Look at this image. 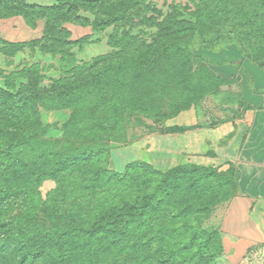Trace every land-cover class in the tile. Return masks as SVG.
Wrapping results in <instances>:
<instances>
[{
	"label": "trees",
	"instance_id": "obj_1",
	"mask_svg": "<svg viewBox=\"0 0 264 264\" xmlns=\"http://www.w3.org/2000/svg\"><path fill=\"white\" fill-rule=\"evenodd\" d=\"M15 17L34 30L45 21L43 35L0 38V53L39 48L59 56L58 76L28 62L0 76V264H217L222 232L205 224L237 195V170L134 161L119 172L110 155L135 127L159 132L222 93L227 81L195 69L196 47L230 43L264 68V0H195L167 13L148 0H0V20ZM67 24L113 26L112 51L81 61L74 47L88 38L72 40ZM56 111L69 113L60 139L48 135L57 122L43 121ZM47 181L55 187L44 197Z\"/></svg>",
	"mask_w": 264,
	"mask_h": 264
},
{
	"label": "crops",
	"instance_id": "obj_2",
	"mask_svg": "<svg viewBox=\"0 0 264 264\" xmlns=\"http://www.w3.org/2000/svg\"><path fill=\"white\" fill-rule=\"evenodd\" d=\"M2 21L12 23L7 30L10 39L0 33V38L6 41L29 42L40 38L41 24L34 30L22 18ZM196 55L199 62L228 82L225 86L235 88L232 96L239 97L241 102L235 101L238 105L233 108L227 102L229 106L224 108L229 110L230 117L218 122L213 114L206 113V99L193 111L182 112L168 120L167 127L192 129L163 137L175 143L168 147L159 141V147L151 150L153 153L147 160L138 158V161H146L164 171L186 164L237 170V195L216 211L222 210L219 224L223 257L228 264H240L253 247L264 245V68L245 59L235 45L218 52L204 46Z\"/></svg>",
	"mask_w": 264,
	"mask_h": 264
},
{
	"label": "rangeland",
	"instance_id": "obj_3",
	"mask_svg": "<svg viewBox=\"0 0 264 264\" xmlns=\"http://www.w3.org/2000/svg\"><path fill=\"white\" fill-rule=\"evenodd\" d=\"M193 1L195 0H148V2H152L153 4L156 5L158 9L162 10L163 13L169 12L171 5L175 3L181 4L183 7L189 6V8L191 7L192 9ZM28 2L39 3V4H53L55 3V0L53 1L52 0H28ZM85 15H88V14H85ZM15 18H21V17H15ZM2 20H0V33H2L3 36L9 38L11 36H7L8 35L7 30L10 29V26H12V23L3 22ZM38 24L42 25L41 26L42 28L40 27L38 29V30H41V34H40V38H41L43 35V30L45 28V21H39ZM66 28L71 31L72 33L71 39L74 41H78L80 39H83L84 37L88 38L87 40H85L83 44H80V45L78 44L77 46L74 47V51L76 52L77 57L81 61L90 62L96 57L103 55V54H107L112 51L113 47H111L108 44V40H109V36L114 31L113 26L107 27L99 32H94V30L90 26L82 27V26H75V25L67 24ZM21 38H24V34L21 36ZM204 46L207 49L209 48V45H204ZM204 46L196 47L194 49V54L196 55L197 51H199ZM228 46H233V45L230 43H227V45L224 48H220V49H225ZM215 51L218 52L219 48L216 47ZM58 57L53 59L52 55H49V54L44 55L43 53H41L39 48H37L35 51L31 50L30 48H25L23 51L18 52L13 57H9L6 54L0 53V76H3V73L10 74L12 72H17L19 69L23 68L26 62H28L29 64L41 63L42 67L48 68L47 71L44 72V75L46 76V78L57 77L58 74H56L54 69L50 67L58 66ZM194 64H195V69L198 70V72L204 71V69H206L205 67L207 66L205 63H201L198 61V56H195ZM0 82H1V78H0ZM220 90L221 92L222 90H224L225 92H222L219 95L217 94L218 97L217 95H211L205 98L206 99L205 100L206 101L205 102L206 103L205 104L206 113L213 114L217 122L221 120V118L224 119V118L230 117L227 112L229 111L227 110L229 105H230L229 107H232V108L235 105H238V103L235 102L237 101L238 97L232 96V94L235 91V88L233 87L229 88L227 86H224ZM228 93L230 95H228ZM227 102L229 103V105H227ZM220 105L222 106L225 105V106L221 107ZM224 107H227V108H224ZM194 108L195 106L193 105L189 110L193 111ZM67 114H68L67 111H63V112L56 111V112H51V113L50 112L43 113V121L45 124L55 125L54 123L57 122L56 125H58L56 126L57 129L51 128L49 130V133H48L49 137H52L55 139H60L62 137L63 132L61 131V127L63 126L62 125L64 122L63 119H67L69 117ZM147 122L148 124H152L151 121H147ZM177 123H179V120ZM165 125L163 126L159 125L156 127L157 129H160L161 131L157 132L156 130L151 133H149L147 129L144 128L143 126L135 127L132 131V134H134L135 140L132 141V143H129L126 145H123V144L113 145V148L111 151V155H113V160L111 162V155H110L109 168L114 171L122 172L125 168L124 166L126 164L136 161V158H137V161L139 160L138 158L147 160L148 155L153 153L151 150H153L154 147H157V148L159 147V143H158L159 141L162 143L163 146L167 145L169 147L171 142L170 140H166L165 138L169 137L168 135H174L180 132L165 133L163 131V127H165ZM169 128H180V127H169ZM183 128H189V130L192 129V127H183ZM155 140L157 141L155 142ZM174 143L175 142H172L171 144H174ZM161 157L163 158V155ZM54 187H55L54 182L52 181L45 182L41 189L43 196L45 197L47 193ZM216 210L214 211L210 220L205 224V226H212V228H217V227L220 228L219 223L221 219L222 210H218V211ZM19 213L20 211L18 210V207L15 206V209L11 211L10 215L8 213V219H11V217H15ZM1 243L2 242L0 241V246H1ZM211 264H215V263H211ZM217 264H228V262L223 257V258L218 259ZM240 264H264V245L257 244L255 247H253L247 254L245 260L241 262Z\"/></svg>",
	"mask_w": 264,
	"mask_h": 264
}]
</instances>
